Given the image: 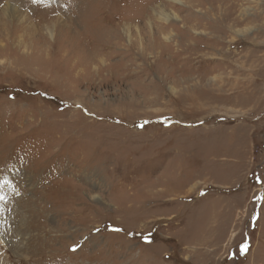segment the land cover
<instances>
[{
  "label": "rangeland",
  "instance_id": "rangeland-1",
  "mask_svg": "<svg viewBox=\"0 0 264 264\" xmlns=\"http://www.w3.org/2000/svg\"><path fill=\"white\" fill-rule=\"evenodd\" d=\"M180 3L0 0V264H264V0Z\"/></svg>",
  "mask_w": 264,
  "mask_h": 264
},
{
  "label": "bare ground",
  "instance_id": "bare-ground-1",
  "mask_svg": "<svg viewBox=\"0 0 264 264\" xmlns=\"http://www.w3.org/2000/svg\"><path fill=\"white\" fill-rule=\"evenodd\" d=\"M171 1H173V0H171ZM180 2H181V0H175V3L181 4ZM163 4H164V3H163ZM155 7H156V6H155ZM150 8H151V7H150ZM162 9H163V6H162V7H159V11H157V12L159 13ZM155 14H156V13H155ZM163 14H164V12L161 13L160 15H163ZM169 19H170L169 16H167V15H164V16H163V20H164V21L169 22ZM173 19L176 20V19H178V18H176V17H172V20H173ZM124 26H125V25H124ZM124 31H126V30H124ZM126 33H127V32H126ZM125 35H126V34H125ZM126 37H127V36H126ZM118 50H119V49H118ZM171 196H172V195H171ZM1 238H2V240H4L3 237H1ZM4 241H5V240H4ZM23 256H24V255H23ZM22 258H23V257H22Z\"/></svg>",
  "mask_w": 264,
  "mask_h": 264
},
{
  "label": "snow or ice",
  "instance_id": "snow-or-ice-1",
  "mask_svg": "<svg viewBox=\"0 0 264 264\" xmlns=\"http://www.w3.org/2000/svg\"><path fill=\"white\" fill-rule=\"evenodd\" d=\"M73 250H75V249H73Z\"/></svg>",
  "mask_w": 264,
  "mask_h": 264
}]
</instances>
